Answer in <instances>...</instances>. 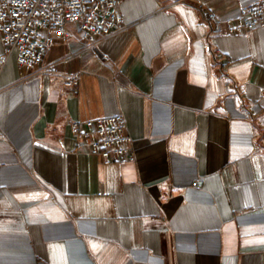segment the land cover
Segmentation results:
<instances>
[{"label":"crops","instance_id":"0c3cea01","mask_svg":"<svg viewBox=\"0 0 264 264\" xmlns=\"http://www.w3.org/2000/svg\"><path fill=\"white\" fill-rule=\"evenodd\" d=\"M250 1L123 0L94 43L72 24L30 70L8 55L0 264H264V26L208 17ZM116 113L131 157L77 148L72 121Z\"/></svg>","mask_w":264,"mask_h":264},{"label":"built area","instance_id":"2783aa9c","mask_svg":"<svg viewBox=\"0 0 264 264\" xmlns=\"http://www.w3.org/2000/svg\"><path fill=\"white\" fill-rule=\"evenodd\" d=\"M123 0H0V40L4 51L0 65L15 54L25 70L39 65L57 38L65 41L73 34L69 24L77 25L79 34L94 43L116 30L122 23L119 6ZM212 30L230 35L245 34L264 26V0H253L239 8L232 17L220 18L210 12ZM220 56V53L216 54ZM64 84L75 86L79 73L62 72ZM71 129L78 138L77 148L99 155L103 163L120 162L131 157V137L120 113L87 120H74Z\"/></svg>","mask_w":264,"mask_h":264},{"label":"rangeland","instance_id":"374dc122","mask_svg":"<svg viewBox=\"0 0 264 264\" xmlns=\"http://www.w3.org/2000/svg\"><path fill=\"white\" fill-rule=\"evenodd\" d=\"M70 25H72V24H69L68 26H70Z\"/></svg>","mask_w":264,"mask_h":264}]
</instances>
